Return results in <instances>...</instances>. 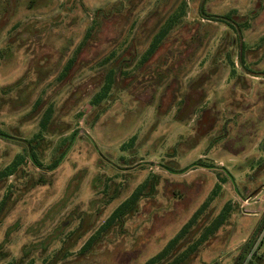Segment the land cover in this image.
I'll return each instance as SVG.
<instances>
[{"label": "rangeland", "instance_id": "374dc122", "mask_svg": "<svg viewBox=\"0 0 264 264\" xmlns=\"http://www.w3.org/2000/svg\"><path fill=\"white\" fill-rule=\"evenodd\" d=\"M0 264H264V0H0Z\"/></svg>", "mask_w": 264, "mask_h": 264}, {"label": "trees", "instance_id": "16d2710c", "mask_svg": "<svg viewBox=\"0 0 264 264\" xmlns=\"http://www.w3.org/2000/svg\"><path fill=\"white\" fill-rule=\"evenodd\" d=\"M156 43H157V41H156V39H155V40L152 42V44L150 45L151 48H149V52H150V50H153L155 47H157V44H156ZM119 210H120V211L117 212V214L120 213V214L122 215L123 213H125L126 208H125V207H121V208H119ZM117 214L114 215V218H116V217H117V218L120 217V215H119V214L117 215ZM112 220H113V219H110L108 224H110V222H112ZM107 226H108V225H107Z\"/></svg>", "mask_w": 264, "mask_h": 264}]
</instances>
